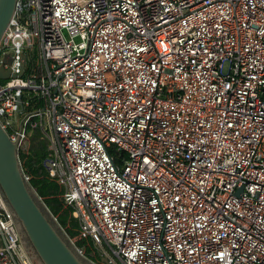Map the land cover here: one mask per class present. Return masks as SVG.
<instances>
[{
	"label": "built area",
	"instance_id": "obj_1",
	"mask_svg": "<svg viewBox=\"0 0 264 264\" xmlns=\"http://www.w3.org/2000/svg\"><path fill=\"white\" fill-rule=\"evenodd\" d=\"M0 73L80 257L264 264V0H15ZM0 264H37L1 191Z\"/></svg>",
	"mask_w": 264,
	"mask_h": 264
},
{
	"label": "water",
	"instance_id": "obj_2",
	"mask_svg": "<svg viewBox=\"0 0 264 264\" xmlns=\"http://www.w3.org/2000/svg\"><path fill=\"white\" fill-rule=\"evenodd\" d=\"M15 0H0V38ZM7 77V73H0ZM0 191L14 213L34 259L40 264H89L72 247L63 230L48 218L31 192L18 157L17 144L0 125ZM36 257V258H35Z\"/></svg>",
	"mask_w": 264,
	"mask_h": 264
},
{
	"label": "trees",
	"instance_id": "obj_3",
	"mask_svg": "<svg viewBox=\"0 0 264 264\" xmlns=\"http://www.w3.org/2000/svg\"><path fill=\"white\" fill-rule=\"evenodd\" d=\"M31 140L38 141V148L29 149L27 153L19 152V159L23 160V171L30 176L28 185L35 189L36 194L42 199L48 212L55 217L58 226L65 235H75L77 234L76 219L71 216L70 208L63 207V202L59 199L61 188L54 179L48 176L44 165L47 154L46 142L39 138L38 131L33 132ZM84 242V240H80L79 244ZM89 249L86 247L88 253ZM88 258L96 259L97 257L89 254Z\"/></svg>",
	"mask_w": 264,
	"mask_h": 264
},
{
	"label": "rangeland",
	"instance_id": "obj_4",
	"mask_svg": "<svg viewBox=\"0 0 264 264\" xmlns=\"http://www.w3.org/2000/svg\"><path fill=\"white\" fill-rule=\"evenodd\" d=\"M38 141H32L31 138L28 139L27 141V149L31 150L32 148H38ZM23 166V160H21V167ZM23 168V167H22ZM31 192L33 194V196L35 197L36 201L38 202V204L41 206V208L44 210V212L47 214L48 218H50V220L57 226V222L55 220V217H53L48 210L46 209L44 203L42 202V199L36 194L35 189L31 187ZM59 199L62 201L61 196L59 194ZM63 202V201H62ZM63 207H65L64 203H63ZM60 228V227H59ZM86 247H89V253L86 250V255L89 256V254L91 255H95L97 258L96 259H91V262H89V264H115V263H119L117 260H114V262H110V257L109 256H105L102 255L99 251H97L90 242H87ZM88 253V254H87ZM36 258V257H35ZM37 264H40L38 259H35Z\"/></svg>",
	"mask_w": 264,
	"mask_h": 264
}]
</instances>
